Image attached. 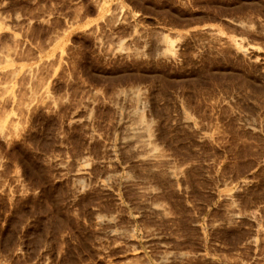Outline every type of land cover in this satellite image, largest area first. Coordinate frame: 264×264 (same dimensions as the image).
Wrapping results in <instances>:
<instances>
[{
	"label": "rangeland",
	"instance_id": "obj_1",
	"mask_svg": "<svg viewBox=\"0 0 264 264\" xmlns=\"http://www.w3.org/2000/svg\"><path fill=\"white\" fill-rule=\"evenodd\" d=\"M0 264H264V0H0Z\"/></svg>",
	"mask_w": 264,
	"mask_h": 264
},
{
	"label": "bare ground",
	"instance_id": "obj_2",
	"mask_svg": "<svg viewBox=\"0 0 264 264\" xmlns=\"http://www.w3.org/2000/svg\"><path fill=\"white\" fill-rule=\"evenodd\" d=\"M134 124H135V123H134ZM142 124H143V123H139L138 125L135 124L136 126L133 125L132 127H129V126H128L129 129H128V127H127V131H128V130H129V131H128L127 133L129 134V137H130V136H131V137H132V136H133V137H134V136L137 137L136 134H139V135H140L141 132L144 134L145 132H143V131H146V129H145V127H143L144 124H143V125H142ZM130 126H131V125H130ZM144 129H145V130H144ZM131 137H130V138H131ZM133 137H132V138H133Z\"/></svg>",
	"mask_w": 264,
	"mask_h": 264
}]
</instances>
